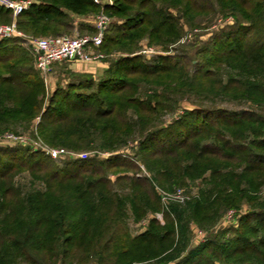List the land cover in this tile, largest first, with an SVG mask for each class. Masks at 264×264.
<instances>
[{
  "label": "trees",
  "instance_id": "trees-1",
  "mask_svg": "<svg viewBox=\"0 0 264 264\" xmlns=\"http://www.w3.org/2000/svg\"><path fill=\"white\" fill-rule=\"evenodd\" d=\"M99 10L94 0H32L16 27L69 34L72 15ZM212 11L234 22L203 41L195 58L137 53L143 40L168 51L184 25L198 26L197 17ZM103 12L120 21L105 30L99 49L117 57L96 83L58 88L47 104L21 39L0 38V134L26 130L39 117L37 133L49 147L114 152L134 142L149 175L126 174L137 167L117 153L58 168L41 152L5 147L0 264H264V0H113ZM11 20L0 7V23ZM75 28L95 32L89 23ZM189 96L255 108L184 109L162 125L161 116ZM112 170L114 180L106 175ZM194 181L196 195L170 202L161 223L155 186L172 191ZM228 209L239 213L235 228L191 245L192 224L210 231ZM128 218L146 224L133 233Z\"/></svg>",
  "mask_w": 264,
  "mask_h": 264
},
{
  "label": "rangeland",
  "instance_id": "rangeland-1",
  "mask_svg": "<svg viewBox=\"0 0 264 264\" xmlns=\"http://www.w3.org/2000/svg\"><path fill=\"white\" fill-rule=\"evenodd\" d=\"M106 0H99L100 10L94 15H72V21L74 24V28L71 30V33L65 34L70 36H83V35H93L96 32L94 27V21L96 16L102 10V3ZM96 3V2H95ZM113 3V0H112ZM108 4V5H112ZM98 4V3H97ZM107 5V6H108ZM104 10V9H103ZM108 16V24L106 30L110 28V25L113 23H118L120 19L115 16ZM196 21L198 22V26L195 27L184 25V32L182 37L178 42L168 47V51H162L158 47L148 46L146 41L143 40L141 42V49L139 52L142 54L146 60L151 59L152 57L160 54V55H179L183 52H187L190 55V58H195L194 52L195 50L202 44L203 41L210 39L215 32L219 29L229 26L230 23L234 22L231 17H225L221 15L217 11H212L209 14H203L197 17ZM81 22L90 24L95 29V32L84 30L79 31L77 27ZM4 24V23H0ZM105 32V31H104ZM104 35V34H103ZM40 36H49V35H32V34H25V37H19L21 39V44L24 48L27 49L28 53L32 56V66L35 69L34 64V56L29 49V39L32 37H40ZM97 52H101L104 57L92 61H62L54 63L47 75L44 77L38 71L37 74L40 76L44 83L45 87V97H44V104L48 102L50 95L54 92V90L60 89H67L70 84H76L81 80H85L86 78H92L96 83L98 78L102 76L104 69L102 67H97L99 65H104L105 68L109 64L110 60L117 57L116 53L112 54H105L102 50H98ZM101 68V69H100ZM36 70V69H35ZM95 76V77H94ZM95 88V86L93 87ZM195 107H202L208 109H215V108H223L227 110H239V109H248V108H255L251 104L247 102H239L233 101L228 99H221V98H203V97H195L189 96L180 99L179 104L177 105L176 109L173 111L172 114L168 113L160 118V123L165 125V123L170 122L173 119H176L180 116L184 109H192ZM39 117L34 118V120L30 123L28 129L18 128L17 131H4L0 134V150L4 149L5 147H21L26 149L27 147L31 150H35L38 152L43 153L42 156H47V153L43 150V144L45 142L42 140L40 135L37 133L36 125L38 122ZM7 134H10L14 137H7ZM136 144L134 142H129L127 145L122 146L120 149L114 152H107V151H99L96 149L90 150H76L72 148H67L64 146H55V148L62 149L66 152H72L74 154L77 153H86L85 158L75 157L73 155H63L57 159L51 158L52 160H48L49 164L53 167H64L67 163L74 161V160H83L87 158H95L101 159L107 157L111 154H120L125 157L126 160L134 162L136 165V169H130L125 171L126 174H136L137 176H148L147 170L144 166L139 162L137 157H135L136 153ZM3 152V151H2ZM6 154V153H2ZM5 156V155H3ZM119 174H124V172L119 171ZM135 172V173H134ZM106 175L109 179H115V172L107 171ZM22 182L25 184L28 180L26 173L22 174L21 176ZM156 192L160 196V202L162 209L154 214V216L163 223V211H167V206L170 202H183L186 199H191L196 195V191L198 189V181H194L192 183H188L187 186L184 187H177L172 191L164 190L158 186H155ZM182 197L183 200L180 198ZM243 210L246 209L245 206L242 207ZM238 212L234 209H228L225 211L223 216L218 220L215 226L210 231H205L198 228L195 224L191 225V245H195L202 241L204 238L208 237L210 234H216L218 230L223 228H235L237 226V217ZM129 228L130 231L133 233L138 232L142 229V226L146 224L145 220H142L138 224H134L131 218H128ZM229 233L228 235H230ZM94 264V263H93ZM137 264H153V262H140Z\"/></svg>",
  "mask_w": 264,
  "mask_h": 264
},
{
  "label": "built area",
  "instance_id": "built-area-1",
  "mask_svg": "<svg viewBox=\"0 0 264 264\" xmlns=\"http://www.w3.org/2000/svg\"><path fill=\"white\" fill-rule=\"evenodd\" d=\"M94 2L100 3L99 0H94ZM31 3L32 0H0V7L10 10L12 14L10 23L0 24V38L25 37V34L17 29L15 20L18 14L27 9ZM111 3L112 0H106L101 4L102 10L94 21L96 32L93 35L70 36L61 34L30 38L28 41L29 49L34 56L36 70L45 77L56 62L92 61L103 58L104 55L97 52L108 24V16L103 12V9ZM7 137L14 136L7 134ZM43 150L54 159L63 155L86 157V153L74 154L59 148L49 147L46 144H43ZM180 198L183 200L182 197Z\"/></svg>",
  "mask_w": 264,
  "mask_h": 264
},
{
  "label": "crops",
  "instance_id": "crops-1",
  "mask_svg": "<svg viewBox=\"0 0 264 264\" xmlns=\"http://www.w3.org/2000/svg\"><path fill=\"white\" fill-rule=\"evenodd\" d=\"M97 67H102V69H105V66L104 65H99V66H97ZM101 69V68H100Z\"/></svg>",
  "mask_w": 264,
  "mask_h": 264
}]
</instances>
